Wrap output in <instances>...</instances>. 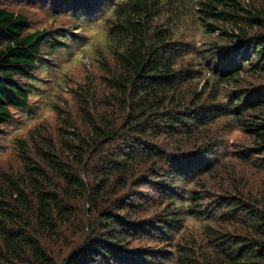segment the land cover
<instances>
[{
  "label": "trees",
  "instance_id": "trees-1",
  "mask_svg": "<svg viewBox=\"0 0 264 264\" xmlns=\"http://www.w3.org/2000/svg\"><path fill=\"white\" fill-rule=\"evenodd\" d=\"M104 27L112 61L98 52V83L78 85L74 117L55 107V134L35 131L22 172L0 176V264H145L147 235L165 243L173 232L162 217L183 169L210 168L213 125L251 140L240 163L264 157V83L252 82L264 78V0H120ZM27 29L0 8V133L27 101L14 79L31 76L45 40ZM231 179L220 227H205L204 245H178L177 264H264V188ZM150 207L159 217L148 222ZM70 229L76 239L53 251Z\"/></svg>",
  "mask_w": 264,
  "mask_h": 264
},
{
  "label": "rangeland",
  "instance_id": "rangeland-1",
  "mask_svg": "<svg viewBox=\"0 0 264 264\" xmlns=\"http://www.w3.org/2000/svg\"><path fill=\"white\" fill-rule=\"evenodd\" d=\"M119 1L0 0V8L28 19V29L24 34L38 32L45 38L40 47L39 62L31 76L14 79L15 84L27 90V101L19 107L11 108V120L2 125L0 176L22 172V151L34 155L30 138H38L35 131L55 134L60 125L55 107L74 117L75 100L72 91L78 85L89 78H95L98 83L103 73L97 64L98 52H103L112 61L105 53L107 31L104 22ZM60 35L64 37L60 39ZM58 40V43L63 44L55 48ZM204 40L203 36H196L198 48ZM6 41L5 37L0 39V48ZM252 82L264 83V78ZM226 90L227 94L231 91L228 87ZM224 123V120H219L211 128L216 137L217 149H213L207 157L209 170L200 172L190 167L186 171L184 168L183 173L187 172V177L176 181L175 188L171 190L172 195H176L173 197L174 206L169 208L168 216L162 217L164 222L173 226V232L165 243L153 239L160 238L161 233L147 235L145 248L154 250V256H148L145 264H177V246H185L193 238L204 245L205 227H220L213 217L222 209H219L221 197L227 184L229 187L232 185L231 178L237 177L242 184L247 183L248 187L264 188L261 185L264 184V157L253 158L251 165L240 163L235 155L251 148V140L239 128H225ZM191 192L197 193L202 199L196 203L190 201ZM142 193L150 199L155 197L147 188ZM158 211L156 207H150L147 221L157 220ZM71 229L63 233L64 243L54 245L53 251H64L76 239L77 234L74 235ZM161 255L166 259L159 262L156 256ZM136 263H140V260Z\"/></svg>",
  "mask_w": 264,
  "mask_h": 264
}]
</instances>
